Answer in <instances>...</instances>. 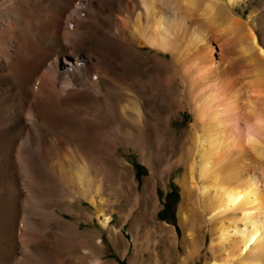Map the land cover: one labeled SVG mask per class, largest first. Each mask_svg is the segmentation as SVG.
Returning a JSON list of instances; mask_svg holds the SVG:
<instances>
[{"label":"bare ground","instance_id":"1","mask_svg":"<svg viewBox=\"0 0 264 264\" xmlns=\"http://www.w3.org/2000/svg\"><path fill=\"white\" fill-rule=\"evenodd\" d=\"M251 1L257 7L239 21L235 9ZM263 16L264 0H0V199L14 205L20 218L14 237L22 242L13 264L47 263L40 257L51 250L46 256L38 245L54 228L66 251L86 252L93 240L64 217L72 206L110 227L106 211L118 202L117 181L105 159L117 160L118 145L139 147L144 140L133 94L163 90L162 73H126L127 59L144 48L171 56L174 73L166 84L174 78L189 84L194 123L176 162L183 168L176 183L186 239L179 262L197 252L196 221L203 219L211 226L208 264H264ZM208 34L224 40L240 62L239 80L203 54ZM216 81L221 88L211 90ZM54 204L65 207L56 213ZM37 238L35 253L28 243ZM66 254H53V264H103L94 254L91 261L88 253ZM8 257L0 264H11Z\"/></svg>","mask_w":264,"mask_h":264},{"label":"rangeland","instance_id":"2","mask_svg":"<svg viewBox=\"0 0 264 264\" xmlns=\"http://www.w3.org/2000/svg\"><path fill=\"white\" fill-rule=\"evenodd\" d=\"M168 6V4L163 3V11L170 8ZM256 7V2L253 1L241 4L235 9V17L238 20L241 19L239 21H246L251 10ZM197 21L194 20L192 24L195 25ZM263 31L264 29L259 31L261 38L264 36ZM222 45L223 47H220ZM225 45L224 40H218L208 34V41L201 50L206 48L203 54H208L215 62L220 63L221 66L224 65L226 71L229 70L228 73H233V76L239 80L240 62L229 50L225 49ZM131 57L125 63L127 75L149 78L162 73L164 74L163 90L157 95L142 90H138L137 95L136 93L133 94L134 100L136 99L135 102L140 106L141 114L143 113L144 117L142 118L143 129L140 134L136 133L139 137L143 134L144 140L139 147L118 145L115 151L117 160L105 159V164L110 166L114 172V179L117 181L115 187L118 202L114 203L113 210L108 208L106 211L111 214L110 227L102 229L97 225L96 220L91 223L80 215L82 212L77 207L72 206L73 213L64 214V217L68 219V222L77 223L79 232H86L90 240L93 241L88 244L87 249L85 248L86 252L80 248L70 249L68 252L65 250V239L54 228L50 237L45 238L44 241H40L41 237H39L40 239L37 238V241L32 240L28 243L30 249L34 251L40 241L41 245H38V248L41 247L46 256L50 254L51 250L50 257H40L41 260H47V263L44 261L45 264H53L51 259L53 254L65 257L63 255L65 252H67L66 256L69 255L70 258H79L81 253L85 255L88 253L90 261L98 257L103 264H120L121 262L123 264H181L179 260L185 253L186 239H184V233L179 223L178 212L182 203V196L176 180L182 176L183 168L176 162H178L180 155H183L182 142L184 136L192 130L194 123L193 114L187 105V102L191 101V97H188V94L190 96L189 84L186 83L187 81L185 84L181 83L177 78H174L171 84L165 83V77L174 73L172 58L166 52H156L155 49L144 48L141 52H135ZM216 84L211 90L221 88L218 87L220 81H216ZM206 87L209 89L208 86ZM224 90L225 88H222L223 92H225ZM240 122L239 125L246 131V121L241 120ZM71 126L70 128L74 130L76 124L71 122ZM58 130L60 129L57 128ZM135 166L138 167L139 177L135 176ZM149 166L154 169V173H151ZM104 187L106 191L103 192V196L109 197L106 183ZM55 205L57 207L54 209L56 213H59V208L65 207L64 204ZM81 205L83 209H87L88 213L92 212L87 203L81 202ZM162 207L163 215L161 213ZM14 211L15 207L10 201L6 202L2 198L0 199V257L8 253L11 264H13L14 259H19L22 255L20 245L22 242L14 237L20 226V218L15 216L16 211ZM36 217L33 216L32 221L36 220L35 223L38 224L39 220ZM14 220H17V223ZM111 227L115 229V238L111 237ZM210 228V223L205 220L198 219L196 221L194 243L197 252L185 264H208L209 261L213 260L214 255L209 250ZM97 238L100 239V242L95 245L93 242ZM48 249H50L49 253L46 251ZM34 252L36 253V251ZM44 263L42 261V264Z\"/></svg>","mask_w":264,"mask_h":264},{"label":"trees","instance_id":"3","mask_svg":"<svg viewBox=\"0 0 264 264\" xmlns=\"http://www.w3.org/2000/svg\"><path fill=\"white\" fill-rule=\"evenodd\" d=\"M135 176L139 177V175H138V167L137 166H135ZM175 232L177 233V231H175ZM120 264H123V263L121 262Z\"/></svg>","mask_w":264,"mask_h":264},{"label":"flooded vegetation","instance_id":"4","mask_svg":"<svg viewBox=\"0 0 264 264\" xmlns=\"http://www.w3.org/2000/svg\"><path fill=\"white\" fill-rule=\"evenodd\" d=\"M162 215H163V207H162V211H161Z\"/></svg>","mask_w":264,"mask_h":264}]
</instances>
